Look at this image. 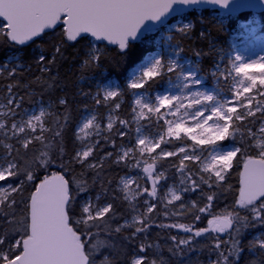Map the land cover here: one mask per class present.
<instances>
[{
    "label": "trees",
    "instance_id": "16d2710c",
    "mask_svg": "<svg viewBox=\"0 0 264 264\" xmlns=\"http://www.w3.org/2000/svg\"><path fill=\"white\" fill-rule=\"evenodd\" d=\"M217 14L218 11L216 10H194L182 16L191 21V27L171 32L172 42L180 47L186 57L196 61L198 69L205 75H209L217 62L224 56L229 47L232 32L239 27L240 22L247 21L253 13L247 12L230 17L225 22ZM260 17L264 30V12L260 14ZM177 19L176 17L170 22ZM166 26L161 27L160 30H164ZM64 28V25H61L35 41L24 45H18L10 40L0 38V55L7 52L20 53L25 64V67L18 72V74L20 73L18 79L20 85L15 84V91L18 90L17 92L23 96L29 91L37 94L42 93L44 96L56 91L66 101V104L57 109L56 115L51 120L46 121L45 125L49 131L44 133L46 139L43 142L32 140L28 149H24L15 140L13 141L12 155L17 158L22 168H28L29 166L35 168L33 161L42 152H46L48 158L54 162L48 167L47 171L37 170V179L32 184L20 186L22 191L10 195L17 202L13 206L16 215L15 217L9 216L7 221L0 220V223L6 228L5 233H3V230L0 231V238L4 236L5 239H17L19 235L16 234L15 230L19 225L9 221L22 219L24 204L21 201L30 198L31 193L35 190V185L39 184L44 176H50L51 173L58 171L65 174L71 182V195H76L78 187L86 189V191L76 195V200L72 205L71 219L73 226L80 229V234L87 233L82 236L86 241L91 240V243L87 245L89 249L99 245L97 251L90 254L95 257V264H101V260L105 257L108 258L110 264H131V261L137 255L143 254L139 250L141 245L145 246V257L148 264H185L183 258L186 254H190L195 258V262L192 264H216L218 259L219 264H223V257H218L215 248L218 242H221L219 251L225 256L237 260V264H264V250H261L258 243L254 241L256 235H260L264 240V226L253 224L241 228L238 257L232 249V239L229 236L231 233L235 238L234 229L240 226L236 221L234 222L237 225L225 236L215 230L214 232L208 230L214 228L209 226L208 221L217 216H236L237 213L241 216L247 215L245 210L240 209L239 205L236 204V200L239 199V172L243 166L244 158L249 154L248 151L245 152L244 156L238 154L235 166L226 180L220 182L222 187L219 188L216 186L215 180L202 172L201 167L193 161H184L185 168L182 176L178 171L180 165L178 158L159 160V168L164 171V177L167 178L163 182L164 188L175 181L181 182L182 179L185 182L184 187H190L193 180L200 187L196 188L195 191L184 192L183 200L180 203L181 209L178 207L179 205L166 203L162 199H154L152 200L154 208L152 212H148L145 209L146 206L141 203V200H138L140 206L138 208L143 212V219L148 218L149 228L147 234L137 233L133 236L135 228L140 227V224L131 228L123 226L119 233L115 232V229L124 225V222L130 219L134 213L133 204L129 202L120 188V181L123 176L133 172V159L136 155L125 162L115 163L118 148L134 139L131 133L125 132L126 135L121 137L120 132L122 131H117L121 130L123 126L120 121L125 120L127 124H130L132 120L131 98L124 94L123 102H121L122 98L120 96L111 102L110 108H113L117 103L120 105L117 111L116 131L106 135V137L113 136L112 143H108V140L101 142L94 154L84 164L73 160V157L83 146L77 128L86 109L95 108L99 105L96 103L97 99L94 101L87 100L98 93L95 88L96 80H94V77L100 78L106 74V77H117L125 84L130 69L141 63L149 53H152L155 46L152 43H145L144 38L141 42L129 44L126 50H121L119 47H109L106 44H96L100 51L93 52L95 43L91 38L67 41ZM57 47L60 48L59 53L56 51ZM41 55L45 57L44 61L39 60ZM90 56L98 57V64L95 60L91 64L85 63ZM45 68H47V71L44 70ZM162 78L161 76L157 80L161 81ZM83 80L85 82H82ZM6 81L12 80L8 79ZM155 83L156 80L154 79L149 85ZM65 115L69 118L66 124H64ZM261 117L262 115L256 116L257 119H261ZM57 118H59V123L62 125L59 128L61 131V137L59 138L55 136ZM253 120V117H245L241 121H234L226 143H233V135L236 137L235 143L237 146H239L241 136L244 137L245 141L250 139L248 136L249 129L252 133L258 130V125ZM2 141L3 138L0 136V154L4 155L8 150L4 147L5 144ZM255 143L256 141L252 140V144ZM48 144L52 146L46 147L45 145ZM61 146L63 147L62 156L60 155ZM247 147L248 145L245 144V148ZM108 153H112V156H107ZM237 160H239V163H237ZM88 164H96L97 167L89 169ZM188 177H191V179H188ZM203 181H209L212 187L209 188L208 183ZM5 182L18 186L19 178H9ZM212 193H218V196H214L213 200L209 202L206 197ZM98 194L102 198L97 202L95 197ZM86 198L92 200L93 203H98L99 206L111 203L118 219L115 221L110 220L111 213L105 214L102 220L96 221L102 227L92 228L91 232H87L84 225H76V220L86 217V215L81 216L83 201ZM199 208H206V211L200 213L198 212ZM10 211L7 208L3 209V212ZM2 214L0 213V215ZM196 215L200 216L199 220L195 219ZM104 221H107L106 225ZM180 224L190 228L191 232H185L184 229L179 227H172V225ZM201 229H206L207 234L198 239L194 236V233ZM126 237H131V239H125ZM172 237H176V240H173ZM189 237L192 238L190 245H180L179 251H170L176 249L178 240L189 239ZM101 241L103 244H100ZM224 241H227V245L223 243Z\"/></svg>",
    "mask_w": 264,
    "mask_h": 264
},
{
    "label": "snow or ice",
    "instance_id": "6c2138e0",
    "mask_svg": "<svg viewBox=\"0 0 264 264\" xmlns=\"http://www.w3.org/2000/svg\"><path fill=\"white\" fill-rule=\"evenodd\" d=\"M173 2H179L185 5H198L201 3L218 4L223 8H228L232 3V0H167V2L161 3L159 0H0V18L6 21V26H0V38L4 40H10L18 45H24L27 41L33 40L34 37H39L41 33L45 32V29H51L58 22L62 20L64 28V34L67 36V41H77L80 37L81 40H87L89 36L96 42L108 41L111 45H117L121 50L126 49L129 46L130 38L135 40L137 32L141 28V25L145 20L152 19L157 20L164 12L167 11ZM261 4H264V0H260ZM235 9H241L244 7H255L253 4H245L237 2L234 5ZM63 16V19H62ZM187 27V26H185ZM56 51L59 53L60 48L57 47ZM93 51H98L97 48H93ZM178 54V53H177ZM62 55V53H61ZM236 61H241L242 57L239 55L235 57ZM264 59V58H262ZM40 61H44L45 57L41 55ZM98 64L99 58L90 56L87 64H91L92 61ZM219 68V65H216ZM259 67L261 73L259 76L249 74L247 71L250 68ZM180 68V65L176 60H169L167 64L163 63L161 59H154V63L143 71L142 77L133 80L130 84L132 89H141L144 87L143 78L151 79L154 76H160L161 72L166 69L167 73H172L175 69ZM47 71V68L44 69ZM237 73H242L247 84L243 87V93L248 94L252 92V89L257 88V85L261 89H264V64L242 63L236 69ZM181 86L184 89H190L193 86H200L201 80L197 77L195 71H187L186 73L181 70ZM51 87V85H49ZM87 95V94H85ZM116 91H105L103 100L108 101L111 97H116ZM194 103L200 104V97H203L206 101H213L214 96L212 94L196 91L192 92ZM177 97L174 95L157 96L158 106L155 108L150 107L147 103L141 105V101L137 100L136 104L141 105L140 115H143V109L147 108L149 112H159L160 108L169 107L171 111L172 107H175L177 111L181 107L180 105H173V100ZM248 101L245 104V101ZM14 100H8L9 111L15 116L12 110ZM61 105L66 104L64 99H60ZM99 104L101 101L96 100ZM238 105L242 107V111H238L236 106L228 107L225 110L224 103L218 102L211 110V115L205 116L203 111L197 110L192 114L195 124L192 127H185L181 122L175 123L174 126H169V135H175L180 138V134L184 133L195 145H210L213 146V150L209 153V159L204 166L203 171L214 174L216 186L220 185L221 181H225L228 175V170L233 167L234 158L238 153L244 156L245 152L249 154L243 160V171L239 172V199L236 200V204L240 209L245 210L246 216H241L237 213L236 216L223 217L218 219L219 232H225L227 228L233 227V220L236 221L241 227L234 229L235 238L230 233V239H232V249L239 254V236L241 228L249 227L250 225L264 226V123L261 124L259 130L260 138L257 139L256 135L249 129L248 136L250 139L245 141L244 137H240L239 146L235 143L236 137L232 136V141L228 146L218 145L217 142H223L229 138L230 135V122L241 121L245 117L254 116L252 110V97L244 95L242 98L236 101ZM19 105H17L18 107ZM116 108L120 105L117 103ZM193 104H189L187 108H192ZM257 112H264V106L257 104L255 106ZM7 115V114H5ZM45 115L44 111H41L39 115H31L26 121L21 119V122L11 123L10 132L11 138H15L18 144L24 149H28L32 140L43 142L46 137L44 133L49 130L45 128L41 123V118ZM175 115V113H173ZM184 115H188L187 109H185ZM200 119H197V118ZM215 117V120L213 118ZM68 116H64V124L68 121ZM92 119H88L83 127L80 129L83 132L86 129L93 127ZM35 121V123H33ZM209 121H213L211 124ZM223 122V123H221ZM121 124H125V121H120ZM38 126V127H37ZM7 126L0 123V131H3ZM62 127L57 118V130L55 136L61 137ZM113 127L112 122L108 123V128ZM30 130V131H29ZM139 132V129L137 130ZM38 133V134H37ZM123 136L124 133L120 132ZM4 136L8 138V132H4ZM31 136V139L29 137ZM252 140L256 143L252 144ZM138 144L143 146L146 144V139L141 138L138 140ZM245 144L248 145L245 148ZM51 147V144L45 145ZM158 143L148 148V152H153L155 148L159 147ZM4 147L8 150L6 155L0 156V182L8 181L9 178H19V185L32 184L36 179V171H47L48 167L54 162L48 158L46 152H42L39 157H36L33 163L35 168L29 166L28 168H22L20 162L16 157L12 155L14 145L6 144ZM95 145L87 147V150L78 151L73 157V160L84 164L87 158L92 155V148ZM141 153L144 149L141 148ZM133 149L129 148L122 154H119L115 160L116 164H119L122 160L127 158ZM179 152L183 154L180 160L178 171L183 176L184 174V161H199L201 156L195 152H186L184 147L179 148ZM162 155L171 157L175 153L172 151L161 150ZM60 155H63V147H60ZM107 156H112V153H108ZM103 160V158H102ZM239 163V160H237ZM63 167V165H61ZM89 169H95L96 164H88ZM153 165H148L143 170L151 177ZM163 173H159L156 176V180L153 181L152 191L150 196L156 195V181L163 177ZM191 179V177H188ZM203 180V178H202ZM208 183L209 188L212 184L209 181H203ZM128 183H124V189L127 191ZM181 184H184V180H181ZM7 184L6 186L0 185V220L7 221L9 216L15 217L16 212L14 205L17 203L9 193H17L22 191V187ZM200 187L195 180L192 181L190 187H185L183 191H195ZM86 191L85 188L78 187L76 195ZM76 195H70V182L65 179V176L57 172L51 173L50 176H44L39 184L35 185V190L31 193L30 198L21 201L24 204L23 217L20 220L9 221L11 223L18 224L15 232L19 235V239H15L14 245H9V252L13 248L19 249V253L13 256L4 254L2 257V264H95V257L90 254L97 251L99 245L89 249L88 244L91 240L82 239V235L87 233H80L78 227L73 226L71 219L72 205L76 200ZM214 196H218V193H212L207 195V200L211 202ZM101 195L98 194L95 200L98 202L101 199ZM181 197L172 194V200L179 201ZM171 200L168 201L171 204ZM147 203V202H145ZM154 205L149 204L147 207L148 212H152ZM10 209V212H3V209ZM206 208H199L198 212L204 213ZM111 213L109 219L117 220L118 216L111 203L106 206H99L98 203H89L82 207L81 218L75 221L76 225H84L87 228V232H91L92 228H100L102 225L96 223L98 220H102L105 214ZM196 220L200 219L199 215L195 216ZM91 222V223H90ZM125 223H129L127 220ZM133 224L139 223L141 226L135 228L133 236L137 233L147 234L149 224L148 218L141 219L139 217H133ZM213 220H209L208 224L211 225ZM107 224V221H104ZM166 227L165 225H160ZM123 225L118 226L115 232L119 233ZM172 227H179L184 229L185 232H191L190 228L185 225H172ZM206 229L195 231L194 236L200 237L202 232ZM95 238V237H93ZM125 239H131L126 237ZM176 240V237H172ZM191 237L189 239H180L177 241L176 249L170 251H179L180 245H190ZM227 245V241L223 242ZM5 244V238H0V245ZM100 244H103L101 241ZM218 257H223V264H237V260L232 259L229 256H225L220 252L221 242H218L215 246ZM260 249L264 250V242H261ZM140 252L145 251V246H140ZM101 264H110L107 257L101 260ZM131 264H148L146 257L135 258L131 261ZM216 264H219V259Z\"/></svg>",
    "mask_w": 264,
    "mask_h": 264
},
{
    "label": "rangeland",
    "instance_id": "374dc122",
    "mask_svg": "<svg viewBox=\"0 0 264 264\" xmlns=\"http://www.w3.org/2000/svg\"><path fill=\"white\" fill-rule=\"evenodd\" d=\"M222 21H227L228 16L223 13L217 14ZM184 16V15H183ZM177 20H173L164 30L158 29L157 31L148 34L145 37V43L150 44L152 43L155 48L152 53H149L145 59L136 65H134L126 78L125 84L118 79L117 77H106L105 76L100 78H95V88L98 91L95 96H92L91 100L94 101L95 99H99L101 103H99L98 107L95 108H87L84 115L82 116L81 122L78 125L77 133L79 135V139L82 142L83 146L80 151L87 150V147L91 145H95L92 148V155L96 148L100 145L101 142L108 140V143H112L113 136L109 137L106 135L116 131V125L118 123V114L117 111L119 108L115 106L111 107V102L116 100L119 96L122 98L121 102H123V95L126 94L129 98H131V105L133 107V111L131 114L132 120L130 124H123L121 130L125 132L133 134L134 139L129 140L126 145L121 146L117 150V155L122 154L124 151H127L129 148L133 149V152L122 162L134 157V170L130 174H127L122 177L120 181V188L123 191L125 197L133 204L134 213L133 216L128 219L129 223L124 222V227L131 228L134 225L139 223L133 224V217H142V210L137 202L141 200V203L146 206V210L149 204L154 205V199H162L166 203L171 200L172 204L179 205L180 209L182 208L180 203L183 200L184 192L182 189L185 188L184 184L181 182H173L167 188H164L163 182L166 181L167 178L164 177L165 173L163 170L159 168V160L161 159H172L178 158L179 160L182 159L183 154L179 152L180 147H184L186 152L191 153L195 150L197 154L201 156V160L193 161L197 163L198 166L201 167L202 172L204 169L205 164L207 163L209 157V153L212 152L213 146L210 145H195L192 140H190L184 133L180 134V138H177L175 135H169L168 128L169 126H174L175 123L181 122L185 125V127H192L195 124V120L193 119L192 114L194 111L200 110L203 111L205 116L211 115V110L218 102L224 103L225 110L228 107L236 106L238 111H242V107L236 103V101L242 98L244 95H248L252 97V110L254 112L253 121L257 123L258 130L254 132L256 138L259 139V130L262 123H264V112H257L255 106L260 104L264 106V89H261L259 85L257 88L252 89L251 93L244 94L243 87L247 84L242 73H237L236 68L239 67L242 63H252L256 62L257 64H264V30H263V23L262 19L259 14L253 13L251 17L247 21H242L239 24V27L232 32L231 40L229 42V47L225 51L224 56L217 62L219 68L215 67L211 71L209 75L203 74L197 66V62L193 59L186 57L180 47L172 42V31L174 30H182L187 27H191L192 23L187 18H183L182 16L177 17ZM0 26H6V23L0 21ZM187 26V27H185ZM98 45L94 44V48H97ZM98 51L100 49L98 48ZM94 52V51H93ZM97 52V51H95ZM178 53V54H177ZM223 53V52H221ZM222 55V54H221ZM242 57L241 61H236V56ZM15 57V56H14ZM154 59H161L163 63L167 64L169 60H176L180 65V68L175 69L172 73H167L166 69L161 72L160 76H154L151 79L143 78L144 87L141 89H132L130 84L133 80L142 77L143 71H146L148 67L154 63ZM181 70L185 73L187 71H195L197 73V77L201 80L200 86H193L190 89H184L181 86V80L183 77L181 76ZM249 74H254L259 76L261 73V69L259 67L250 68L247 70ZM163 77L164 81H158L157 78ZM156 80V83L153 85H149ZM82 82H85L83 80ZM105 91H116L117 96L111 97L108 99L107 102L103 100V96ZM202 91L214 96L213 101H206L203 97H200V104L196 105L194 103L193 97L191 96L192 92ZM164 95H174L177 97L176 100H173V105H180L182 104L183 107L176 110L175 107L169 110V107L160 108L159 112L152 111L149 112L147 108L143 109V115H140L141 112V105L147 103L150 107L155 108L158 106V101L156 100L157 96H164ZM140 100L141 105H137L136 101ZM248 101H245L247 104ZM189 104H193L192 108H187ZM4 107V111L2 113H6L7 115H12L8 108V102L1 101L0 107ZM101 106V108H100ZM15 108L14 104L12 109ZM185 109L188 111V115L185 116L184 112ZM15 112V110H13ZM42 111V110H41ZM26 115L29 112H25ZM175 113V115H173ZM257 115H262L261 119H257ZM95 117L93 121V127L90 129H86L83 132L80 129L83 127V124L88 120ZM44 116L41 118L43 121ZM197 119H200L199 117ZM215 120V117L213 118ZM112 122L113 127L111 129L108 128V123ZM125 121V120H124ZM17 123L21 121H15ZM213 121H209L211 124ZM0 123L5 124L6 121H0ZM13 123V122H12ZM35 123V122H33ZM223 123V122H221ZM233 125V122H230V130ZM139 129V132L137 131ZM4 132H8L9 137H11L10 130L0 131V136H4ZM121 136V135H120ZM121 136V137H123ZM144 138L146 139V144L141 146L138 144V140ZM227 140V139H226ZM226 140L223 142H217L218 145L228 146L229 143H226ZM158 143L160 146L155 148L153 152H148V148L152 147L153 144ZM181 143V144H180ZM179 145V146H177ZM173 146H177L176 148H172ZM141 148L144 149L143 153H141ZM14 149V148H13ZM172 151L175 154L171 157H167L162 155L161 150ZM239 154V153H238ZM90 155L89 158L92 156ZM0 156H3L0 154ZM238 156V155H237ZM237 158V157H236ZM236 158L233 161V167L235 166ZM88 159V158H87ZM148 165H153L152 171L154 174L152 176L156 180V176L159 173H163V177L160 180L156 181V195L150 196L149 193L152 191V185L150 183V177L147 173L144 172V168ZM228 170V174L231 170ZM132 168V167H131ZM208 175V177L215 180L214 174L204 172ZM228 176V175H227ZM227 178V177H226ZM128 183L127 191L124 189V183ZM223 182V181H221ZM7 182H0V185L6 186ZM165 190V191H163ZM175 193L179 195L181 199L179 201L172 200V194ZM12 193H9L11 195ZM89 198H86L83 201V206L89 203ZM92 201V200H91ZM147 202V203H145ZM93 203V202H92ZM106 206V205H104ZM154 208V207H153ZM229 217V216H223ZM86 219V217H85ZM235 221V220H233ZM237 225V224H236ZM240 227V226H239ZM3 230V233L6 232V228L4 225L0 223V231ZM214 232V228L208 229ZM231 232V231H228ZM80 234V233H78ZM207 231L202 232V236L206 235ZM2 236L1 238H3ZM18 239V238H17ZM83 239V238H82ZM254 241H256L260 247L261 242L264 240L261 238L260 235L254 236ZM15 242V241H14ZM5 245V244H4ZM7 246V245H6ZM3 245H0V248ZM146 251V249H145ZM145 251L142 252L143 254L137 255L135 258L145 257ZM252 253L253 250H251ZM185 264H192L195 262V258L192 255L186 254L183 258ZM164 264V263H163Z\"/></svg>",
    "mask_w": 264,
    "mask_h": 264
},
{
    "label": "flooded vegetation",
    "instance_id": "af4514ba",
    "mask_svg": "<svg viewBox=\"0 0 264 264\" xmlns=\"http://www.w3.org/2000/svg\"><path fill=\"white\" fill-rule=\"evenodd\" d=\"M21 56L22 55L20 53H15V52L12 53L7 52L4 55H0V102L3 99H6L3 100L5 102H8L9 99L14 100L15 108H13L12 110H15V113H17L15 116L5 115L6 113L5 114L2 113L4 111V107L2 106L0 107V121L3 120L6 122H15V121H21L22 118L23 120L26 121L33 114L39 115L41 110L44 111L45 113L43 119L45 121H47L48 119L51 120L54 117V115H56L57 109L61 107L59 101L60 99H62V97L59 95V93L55 91L53 93L51 92L47 96H44L42 93L37 94L32 91H29L28 93H26L25 96H23L22 94L17 92L18 90L15 91L14 89L15 84L17 86L20 85L18 83L20 73L18 74V72L23 67H25V64ZM8 79L12 81H6ZM17 105L19 106L17 107ZM25 112H29L30 113L29 116L28 114L26 115ZM215 229L216 228L214 227V230ZM220 234L223 235L222 233ZM17 238L19 239L20 237L17 236ZM14 241L15 239H11V238L5 239V245H3V247L0 248V264H2V257L4 254H8L11 257L19 253V249L16 248H13V250L9 252V245H14L15 243Z\"/></svg>",
    "mask_w": 264,
    "mask_h": 264
},
{
    "label": "water",
    "instance_id": "95a60500",
    "mask_svg": "<svg viewBox=\"0 0 264 264\" xmlns=\"http://www.w3.org/2000/svg\"><path fill=\"white\" fill-rule=\"evenodd\" d=\"M159 2L164 3V2H167V0H159ZM237 2H241V3H245V4H253V5H255V7H244V8L237 10L234 7V5ZM198 9L199 10H217L220 13H223V14H226L229 16H238V15H241V14L247 13V12L261 14L264 12V4H261L260 0H232V3L229 5L228 8H223L218 4H212V3H201L198 5H185V4H182L179 2H173L171 7L169 9H167V11L164 12L157 20H152V19L145 20L144 23L141 25V28L137 32L136 39L131 40V38H130L129 44L142 41L143 38L146 37L148 34L153 33L155 31H157L160 27L167 25L173 18L185 15L189 12H192V11L198 10ZM62 19H63V16H62ZM0 21H3L6 23V21H4L3 18H0ZM61 25H63L62 20L60 22H58L57 25H55L53 28L45 29V32L41 33V35L39 37H41L43 34H45L47 32H50V31H53V30L59 28ZM64 27H65V25H64ZM39 37H34L33 40L27 41L25 44H28V43L38 39ZM89 38H91V37L89 36ZM77 39H80V37H78ZM91 39H93V38H91ZM97 43L106 44L110 47H119L118 44L117 45H111L106 40L103 42H97ZM126 49H123V50H126ZM241 171H243V166L241 168ZM59 174L64 175L62 172H59ZM152 174H154V171H152ZM65 179L69 180L66 176H65ZM154 180H155L154 177L151 175V177H150L151 185H153ZM71 192H72V185L70 182V195H71ZM219 218H221V217H217L211 225H214L215 222L218 221ZM234 226H235V224L233 222L232 228H227L225 232H221V233L227 234L228 231L233 230ZM215 228L218 229V223L216 224ZM217 232H219V231H217ZM82 238H83V236H82Z\"/></svg>",
    "mask_w": 264,
    "mask_h": 264
},
{
    "label": "bare ground",
    "instance_id": "6f19581e",
    "mask_svg": "<svg viewBox=\"0 0 264 264\" xmlns=\"http://www.w3.org/2000/svg\"><path fill=\"white\" fill-rule=\"evenodd\" d=\"M45 124H46V121H45ZM65 175V174H64ZM66 176V175H65ZM67 177V176H66ZM217 232V231H216ZM223 234V233H222ZM223 235H226V234H223ZM159 264V263H158Z\"/></svg>",
    "mask_w": 264,
    "mask_h": 264
}]
</instances>
